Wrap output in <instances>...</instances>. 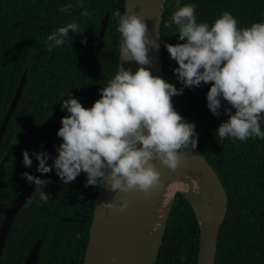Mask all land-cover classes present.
<instances>
[{
  "label": "trees",
  "instance_id": "obj_1",
  "mask_svg": "<svg viewBox=\"0 0 264 264\" xmlns=\"http://www.w3.org/2000/svg\"><path fill=\"white\" fill-rule=\"evenodd\" d=\"M77 0H0V126L9 110L21 77L27 81L7 125L0 146V225L3 205L17 196L27 180L17 175L20 169L35 174L38 161L33 155L44 150L52 157L62 139L57 136L62 101L78 98L90 108L119 70L118 22L112 13H124L125 0H82L92 17H84L75 6L69 13L60 11ZM181 6L196 5L197 22L213 24L224 11L239 21L238 27L264 22V0H179ZM177 0H165L162 23V55L166 80L183 87L173 69L166 43H183L175 24L166 25L176 10ZM110 19L100 52L97 54L101 22ZM76 22L83 36L71 34L64 45L48 50V35L67 23ZM87 40L84 44L81 41ZM97 56V57H96ZM96 60L94 62V59ZM210 84L184 88L183 95L172 97L176 111L196 125L198 148L220 175L229 196V208L222 224L216 264H264V140L246 142L217 138L216 129L227 116H214L207 107ZM222 100L221 113L229 108ZM235 112V109H232ZM264 131V120L261 121ZM27 150L31 167L23 164ZM9 161L2 158L9 152ZM53 164V159L48 162ZM51 179L44 191L47 202L34 192L15 216L0 257V264H24L30 250L40 240L36 264H83L89 239L98 187H85L86 174L63 184L55 169L41 179ZM201 227L190 201L177 193L166 233L155 264H197Z\"/></svg>",
  "mask_w": 264,
  "mask_h": 264
},
{
  "label": "clouds",
  "instance_id": "obj_2",
  "mask_svg": "<svg viewBox=\"0 0 264 264\" xmlns=\"http://www.w3.org/2000/svg\"><path fill=\"white\" fill-rule=\"evenodd\" d=\"M84 9L81 15L92 17L82 0L60 8L69 13L73 7ZM120 60L136 62L140 67L133 73L120 64L119 70L106 86L100 98L86 108L78 98L68 96L62 101V127L57 136L62 143L58 155L41 150L34 153L36 171L57 176L68 185L83 172L85 187L103 186L116 193L121 211L128 202L119 193L134 190L150 194L160 186V173L154 161H160L172 171L181 162L182 148L197 147L196 125L186 121L174 108L172 97L183 95L184 88L210 84L207 107L216 116H227L216 129L220 140L231 138L246 142L249 138L264 140L261 121L264 120V22L250 27H238L239 21L224 11L213 24L198 23L196 5H180L177 0L166 25L175 24L183 43L164 46L178 67L173 69L183 87L177 88L162 77L154 76L150 68L149 49L159 50L157 38H149L148 25L135 11L131 14L116 10ZM83 36L76 22L67 23L48 35V50L64 45L69 35ZM86 44L87 40L83 39ZM222 100L230 105L221 113ZM235 109V112H232ZM53 159V164L47 161ZM29 152H23V164L31 167ZM23 177L35 184L40 201L47 202L50 194L44 188L51 179H41L28 172ZM103 182V183H102ZM29 203L31 201L29 200ZM115 209L116 203H105Z\"/></svg>",
  "mask_w": 264,
  "mask_h": 264
},
{
  "label": "water",
  "instance_id": "obj_3",
  "mask_svg": "<svg viewBox=\"0 0 264 264\" xmlns=\"http://www.w3.org/2000/svg\"><path fill=\"white\" fill-rule=\"evenodd\" d=\"M164 2L165 0H125L124 13L131 14L135 11L145 19L149 28V38H157L160 48L159 50L149 49L148 56L151 63L145 67L150 68L154 76L166 80L161 32ZM109 19L110 15L107 12L101 22L97 54L100 52ZM120 64L125 70L131 69L133 73L140 67L136 62H125L119 58V67ZM27 72L28 69H25L9 110L0 126V146L7 125L22 95L27 81ZM13 153L14 151H11L2 158V165L9 161ZM180 154V165L189 166L194 174H198L200 176L198 183L201 184L198 188H193L192 191L177 189L166 210L157 206V198L163 181L172 170L162 165L158 160L153 162L160 173L158 189L147 195L138 190L131 193H119L128 202L127 209L123 211L119 208L116 193L107 191L103 186L98 187L83 264H155L178 192H181L190 201L201 227L197 264H216L219 234L229 208L228 192L220 175L198 146L182 148ZM23 173H25V169H20L17 175L23 177ZM34 176L42 178L43 174L36 171ZM35 188L34 183H26L17 196L3 205L5 214L0 225V257L15 216L28 202L35 192ZM105 203H116L117 207L110 209L104 205ZM156 211L158 212V219L160 211V218L163 216V222L156 233L159 235L158 238L153 245L147 247L145 243L149 234L148 227ZM40 248L41 242L38 240L30 250L24 264H36Z\"/></svg>",
  "mask_w": 264,
  "mask_h": 264
},
{
  "label": "bare ground",
  "instance_id": "obj_4",
  "mask_svg": "<svg viewBox=\"0 0 264 264\" xmlns=\"http://www.w3.org/2000/svg\"><path fill=\"white\" fill-rule=\"evenodd\" d=\"M199 179L200 176L198 174H194V171L189 166L179 165V167L175 171H172L163 181L159 196L157 198V206L163 210H166L177 189L192 191L193 188H198V186L201 184L198 183ZM162 217L160 218V211L159 219L158 212H154V216H152V220H150L151 224L148 227L149 234L145 243L147 247L153 245L154 241H156L158 238L159 235H156V233L159 231V228L163 222Z\"/></svg>",
  "mask_w": 264,
  "mask_h": 264
}]
</instances>
